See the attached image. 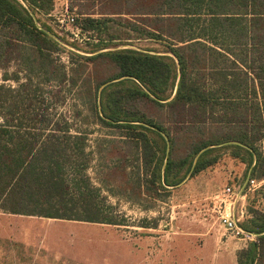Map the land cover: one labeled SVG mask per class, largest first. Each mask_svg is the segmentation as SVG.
I'll return each instance as SVG.
<instances>
[{
	"label": "trees",
	"instance_id": "obj_1",
	"mask_svg": "<svg viewBox=\"0 0 264 264\" xmlns=\"http://www.w3.org/2000/svg\"><path fill=\"white\" fill-rule=\"evenodd\" d=\"M68 5L92 55L67 50L36 27L29 11L82 50L49 24L54 0H0V211L58 227L122 225L88 175L94 126L112 132L95 142L101 158L113 154L103 179L121 171L130 189L154 200L191 168L189 179L225 155L244 165L245 181L264 180V0ZM134 41L160 49L102 51ZM68 97L72 119L57 113ZM242 195L237 224L247 246L237 264H264V185L249 191L246 183ZM46 232L52 244L58 234Z\"/></svg>",
	"mask_w": 264,
	"mask_h": 264
},
{
	"label": "rangeland",
	"instance_id": "obj_2",
	"mask_svg": "<svg viewBox=\"0 0 264 264\" xmlns=\"http://www.w3.org/2000/svg\"><path fill=\"white\" fill-rule=\"evenodd\" d=\"M55 3V12L67 9L77 16L75 10H70L68 0H55ZM49 17L53 28L82 50L62 41L63 47L83 55L93 54L85 52L91 48L86 44V35L83 40H73L68 30H64L70 26L60 28L52 14ZM128 46L147 52H153L151 48L160 49L151 41H134ZM73 106L74 102L68 97L65 105L57 108V113L72 119ZM74 122L79 129H85L80 120ZM92 129L94 133L88 138V150L94 153L88 175L93 185L102 190L122 225H54L55 236H58L51 240L52 244L44 242L41 257L30 256V259L21 241L8 245L3 237L9 238V235L1 232L0 264H237V252L247 246V241L230 236L218 222L214 209L218 207V197L225 187L240 190L245 183L243 164L225 155L216 166L170 188L165 199L154 200L130 189L127 177L121 171L111 174L107 182L104 180L107 176L105 178L101 172L106 171V165L112 166L110 156L113 154L101 158L96 154L95 142L112 132L98 126ZM262 185L264 180L260 181L259 187ZM245 200L243 197V207H246ZM143 224L148 228H142ZM28 245L30 247V240Z\"/></svg>",
	"mask_w": 264,
	"mask_h": 264
},
{
	"label": "crops",
	"instance_id": "obj_3",
	"mask_svg": "<svg viewBox=\"0 0 264 264\" xmlns=\"http://www.w3.org/2000/svg\"><path fill=\"white\" fill-rule=\"evenodd\" d=\"M65 3V2H64ZM56 3L54 0V10L51 14H53L56 10ZM50 14V15H51ZM49 24L52 26V22L49 21ZM53 27V26H52ZM247 180L243 184V187L246 185ZM180 186V185H179ZM243 187L240 190H235V195L233 198V216L236 222L238 223L240 221V210H242L243 207V197L242 196V190ZM46 222V223H45ZM44 222V220H41L38 217H26L19 214H8L0 211V233L4 235V232H6L9 235V238L6 236L3 237L4 242L15 245L16 241H21V244L25 246L27 249V254L29 256H39L42 255V249L44 246V235L45 232L49 233L52 232L53 226L55 225L56 221L54 219H48ZM238 225V224H237ZM47 227V228H45ZM29 240H30V247H29ZM29 249H31L29 251Z\"/></svg>",
	"mask_w": 264,
	"mask_h": 264
},
{
	"label": "built area",
	"instance_id": "obj_4",
	"mask_svg": "<svg viewBox=\"0 0 264 264\" xmlns=\"http://www.w3.org/2000/svg\"><path fill=\"white\" fill-rule=\"evenodd\" d=\"M66 8V7H65ZM52 17L54 18V22L60 27L63 28V26H70L68 30V33L70 37L73 40H83L84 37L79 29V27L76 24L77 16L71 12H68L67 9H64L61 12H54L52 14ZM248 190L252 191L259 187L260 181L255 180H248ZM234 190L231 187H225L220 196L219 199V205L216 209H214V212L216 214L218 222L225 228V230L229 233L232 237H241V234L244 233L239 226L237 225L236 220L233 216V198H234ZM244 215V208L240 210L239 216L242 219Z\"/></svg>",
	"mask_w": 264,
	"mask_h": 264
},
{
	"label": "water",
	"instance_id": "obj_5",
	"mask_svg": "<svg viewBox=\"0 0 264 264\" xmlns=\"http://www.w3.org/2000/svg\"><path fill=\"white\" fill-rule=\"evenodd\" d=\"M23 3V2H22ZM24 6H25V4H23ZM26 7V6H25ZM29 13H30V15H31V17H32V19H33V21H34V23H35V25H36V27L38 28V29H40V30H42V31H44L47 35H49L50 37H52L54 40H56L57 42H59L60 44H62V41H60L54 34H52L51 32H49L48 30H46V29H44L43 27H41L40 25H39V23H38V21H37V18H36V16L32 13V12H30L29 11ZM120 48H132V47H130V46H128V45H123L122 47H119V48H112V49H120ZM133 49H135V48H133ZM105 50H110V49H104V50H102V51H105ZM160 54H164V53H160ZM170 56H172L171 54H169ZM114 81H117V80H114ZM110 82H107V83H104L103 85H101V87H100V89L99 90H101L103 87H105L106 85H108ZM166 139V138H165ZM166 141H167V139H166ZM168 142V141H167ZM210 147H214V146H210ZM210 147H207V148H210ZM206 148V149H207ZM203 151V150H202ZM201 151V152H202ZM200 152V153H201ZM199 153V154H200ZM198 154V155H199ZM198 155L195 157V159H194V161H193V165L192 166H194V164H195V162H196V159H197V157H198ZM191 170H192V168H191ZM191 170H190V172H189V174L186 176V178L181 182V183H183L188 177H189V175H190V173H191ZM248 179H249V176L247 177V181H248ZM180 183V184H181ZM180 184H178L177 186H179ZM240 228V227H239ZM241 229V228H240ZM242 230V229H241ZM243 231V230H242ZM264 232H262V233H260V234H263ZM251 235V237L252 238H254L255 236H257V235H259V234H255V233H252V234H250ZM249 264H252V259L250 260V263Z\"/></svg>",
	"mask_w": 264,
	"mask_h": 264
}]
</instances>
